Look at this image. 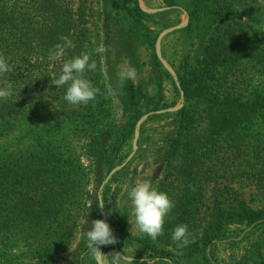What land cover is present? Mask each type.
Instances as JSON below:
<instances>
[{
    "label": "rangeland",
    "instance_id": "374dc122",
    "mask_svg": "<svg viewBox=\"0 0 264 264\" xmlns=\"http://www.w3.org/2000/svg\"><path fill=\"white\" fill-rule=\"evenodd\" d=\"M25 1L20 0V5ZM113 1L71 0L74 14L83 3V15L77 21L78 31L72 30L68 36L74 47L66 50L63 59L89 53L96 61V69L85 73V78L100 90L95 101L69 105L63 99L66 86H54L53 96L40 102L36 112L7 126L0 125V264H79V255L86 252L82 232L89 230L98 201L104 203L99 209L101 220L110 225L119 241L102 247L104 254L124 251L134 256L133 264L142 260L144 264H263L264 222L246 229L231 226L228 240L210 247L206 258L183 257L185 251L169 246L164 249L173 253V259L155 257L143 242L146 236L135 228L127 192L137 181L148 180L167 193L175 207L179 193L166 190L162 158L169 140L178 135L174 115L187 108L191 120L196 121L193 132L202 136L207 132V111L211 108L205 101L186 99L185 95L181 98L180 75L185 74L186 60L191 56L194 62L192 55L201 54L206 33L215 35L231 25L238 27L237 35L252 48L253 58L218 69L215 87L218 93H231L263 108L258 107V115L242 132L247 148L238 159L240 166L230 161L227 174L208 180L203 197L210 205L213 195H219L216 191L228 186L237 190L249 207H262L264 195L254 173L262 167L258 154L264 157V4L259 0H221L227 8L226 17L208 18L210 30H199L192 37L185 31L190 24L192 0H174L176 5L172 7L165 0H137L143 12L155 17L146 27L159 33L157 61L168 73L159 80L160 69L142 31L145 26L131 23L123 11L124 7H134L135 0H118L115 7ZM204 1L201 4L207 6L208 0ZM7 2L14 4L15 0ZM164 9L168 10L160 11ZM82 29L83 37L78 39ZM101 44L108 51L97 54L94 49ZM47 60L43 64L48 69L39 71L58 78L63 60ZM133 67L136 79L121 82L118 74ZM159 88L164 98L159 109L151 111L158 101ZM146 95L157 99L150 109ZM122 134L127 139L117 142ZM102 152L104 157L117 153L112 168L104 164ZM42 189H49L51 203H35L33 210H26L25 200L34 190ZM107 212L111 215L103 214ZM84 264L94 262L85 257Z\"/></svg>",
    "mask_w": 264,
    "mask_h": 264
},
{
    "label": "trees",
    "instance_id": "16d2710c",
    "mask_svg": "<svg viewBox=\"0 0 264 264\" xmlns=\"http://www.w3.org/2000/svg\"><path fill=\"white\" fill-rule=\"evenodd\" d=\"M201 1L204 0H192L193 5L188 9L190 24L185 31L192 37L199 30H210L212 24L206 25L210 20H217L221 16L226 17L227 14V8L221 0H208L207 6L202 5ZM116 2L118 0L113 1V6ZM135 2L134 7H124L123 11L126 12V17L131 19V23L145 26L142 31L146 32L144 36L160 69L158 79L161 80L164 75L168 76V73L161 69L157 61L155 44L159 33L146 27L148 21L155 17L143 12L137 0ZM165 2L169 7L176 5L174 0H165ZM20 3V0H15L14 4L8 3L7 0H0V55L6 58L12 69L8 73L0 74V88L10 86L13 92L6 101L0 100V125L2 126H7L18 118L36 112L40 108V102L53 96L55 85L51 84V80L54 78L44 75L39 69H44L43 62H49L47 60L49 50L54 45L63 43L59 40L61 35L69 36L72 30L78 31L77 21L81 20L83 15V3L74 14L71 0H26L23 6ZM76 16L78 18L74 19ZM208 18L210 20L207 21ZM84 31L85 29H82L77 33L78 39L83 37ZM237 34L238 27L231 25H228L224 31L219 29L215 35L206 33L208 38L202 47L201 54L196 52L192 55V59L196 58L194 62L190 61V56L185 62V74L180 75L186 99L205 101L211 108L207 111V132L202 136L193 132L196 121L191 120L192 116L187 108L174 115L179 131L175 138L169 140V145L162 156L166 171L163 181L168 183L166 190L170 193L178 191L179 194L172 214L164 223V235L155 241L147 236L143 240L155 257L163 256L173 259V253L164 249L165 246H169L177 251H185L186 254L183 257L191 258L201 255L206 258V252L210 247L228 240L231 226L239 225L246 229L264 222V197L260 209L249 207L241 197L242 195L228 186L216 191L219 195H213L210 205H206L203 197L209 179L213 180L212 178L216 176L227 174L231 163L236 167L240 166L238 159L247 148L244 145L242 132L245 125L258 115L259 108H263V106H257V103L243 102L231 93H218L215 87L217 82L215 72L218 69L234 67L243 59L253 58L252 48L248 47L246 41L244 42L243 38ZM79 42L78 46L82 47L83 43ZM45 69H48V66ZM50 74L51 71L47 73V75ZM162 92L163 90L159 88L157 94L159 106L156 103L151 111L159 109L161 100L164 98ZM144 98L150 100L149 109L157 100L154 99L156 97L148 95ZM124 139L127 137L122 134L117 142H122ZM229 151H232L231 155ZM116 156H118L117 153L115 157L111 154L104 157L103 152L100 153V157H104V164L109 168L116 164ZM258 160L262 167L254 175L260 182L259 189L264 195V157L258 154ZM173 161L178 163L173 166ZM42 190V192L34 190L25 200L26 210H33L32 205L35 203H51L49 189ZM40 198L48 201L39 202ZM95 207L93 219H101L97 205ZM203 208L206 210L203 211ZM0 224L3 226L2 223ZM181 224H186L189 232L196 239L195 243L185 248H177L171 240L172 230ZM201 231L202 237L199 235ZM118 238L123 237L118 235Z\"/></svg>",
    "mask_w": 264,
    "mask_h": 264
},
{
    "label": "clouds",
    "instance_id": "9594fccd",
    "mask_svg": "<svg viewBox=\"0 0 264 264\" xmlns=\"http://www.w3.org/2000/svg\"><path fill=\"white\" fill-rule=\"evenodd\" d=\"M259 2L264 4V0H259ZM59 40L63 43L54 45L48 54L50 61L63 60L58 78L52 79L51 84L55 85L57 89L66 86L63 99L69 105H87L90 101H95L100 90L93 87L91 82L85 78V73L96 69V61L91 59L89 53H82L71 59H63L66 50L74 47V45L68 36L61 35ZM94 51L97 54H103L108 51V48L101 44ZM11 70L6 58L0 55V74L8 73ZM118 75L121 82L135 80L137 71L134 67L128 68L122 70ZM12 95L10 86L0 88V100L6 101ZM177 163L178 161H173V166ZM127 196L131 205V216L134 218L135 228L139 233L153 241L164 235L165 218L174 208V203L167 193L153 187L151 181L144 180L137 181L135 186L127 192ZM97 208L103 209L104 203L98 201ZM103 214L110 216L111 212ZM129 223L132 226L130 220ZM199 235L202 237L203 232L201 231ZM82 239L87 251L79 255V264H84L85 257L91 258L94 264H133L134 256L126 255L124 251L123 253L111 251L108 254L101 251L102 247L115 245L119 242L105 220H92L89 230L82 232ZM171 240L177 248H185L196 242L195 236L189 232L186 224L178 225L172 230ZM140 264H144V260Z\"/></svg>",
    "mask_w": 264,
    "mask_h": 264
},
{
    "label": "water",
    "instance_id": "95a60500",
    "mask_svg": "<svg viewBox=\"0 0 264 264\" xmlns=\"http://www.w3.org/2000/svg\"><path fill=\"white\" fill-rule=\"evenodd\" d=\"M168 9H170V8H168ZM168 9H164V10H160V11H165V10H168ZM156 12H158V11H156ZM179 28H181V27H179ZM156 52H157V51H156ZM157 55H158V52H157ZM178 88H179V90H180V92H181V98L184 99V92L182 91L181 86L178 85Z\"/></svg>",
    "mask_w": 264,
    "mask_h": 264
}]
</instances>
